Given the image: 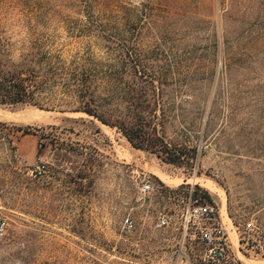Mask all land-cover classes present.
Returning <instances> with one entry per match:
<instances>
[{"label": "rangeland", "instance_id": "rangeland-1", "mask_svg": "<svg viewBox=\"0 0 264 264\" xmlns=\"http://www.w3.org/2000/svg\"><path fill=\"white\" fill-rule=\"evenodd\" d=\"M0 34L110 73L101 107L126 124L142 115L166 143L158 157L59 100L0 104V264L146 253L163 264L150 217L189 187L220 206L238 263L264 264V0H0ZM142 181L151 190L139 205Z\"/></svg>", "mask_w": 264, "mask_h": 264}, {"label": "trees", "instance_id": "trees-1", "mask_svg": "<svg viewBox=\"0 0 264 264\" xmlns=\"http://www.w3.org/2000/svg\"><path fill=\"white\" fill-rule=\"evenodd\" d=\"M29 23L22 21V24ZM112 79L110 73L90 72L73 62L65 66L60 49L51 52L38 37L28 35L12 39L10 35L0 34V104L27 103L50 109L59 100L70 104L58 107L59 110L92 115L109 126H115L131 145L161 157L162 152H166V143L162 135H150L144 127L146 122L142 115L136 114V122L126 124L109 109L105 111L101 107L99 99L111 98ZM55 88L57 93L52 95ZM27 128L22 131L26 132ZM164 158L175 161L176 155L173 153Z\"/></svg>", "mask_w": 264, "mask_h": 264}, {"label": "built area", "instance_id": "built-area-1", "mask_svg": "<svg viewBox=\"0 0 264 264\" xmlns=\"http://www.w3.org/2000/svg\"><path fill=\"white\" fill-rule=\"evenodd\" d=\"M44 168V163H35L30 168V173L40 175ZM150 190L149 182H140L134 201L143 205ZM168 193L171 205L166 209H158L149 220L151 230L162 235L164 250L159 259L167 255L163 264H239L240 259L233 251L220 206L215 201L198 196L192 187L181 192L172 189ZM251 226V220H247L245 227L252 228ZM120 227L129 233L133 232V216L127 213L122 218ZM2 228L3 221L0 220V231ZM144 256L146 259L138 260L131 254H111V257L93 255L90 264H150L146 262L148 253Z\"/></svg>", "mask_w": 264, "mask_h": 264}, {"label": "bare ground", "instance_id": "bare-ground-1", "mask_svg": "<svg viewBox=\"0 0 264 264\" xmlns=\"http://www.w3.org/2000/svg\"><path fill=\"white\" fill-rule=\"evenodd\" d=\"M205 186H206V185H205ZM207 186H208V185H207ZM231 225H232V224H231ZM232 228H233V227H232ZM233 243H234V241H233ZM244 260H245V258H244ZM246 260H247V259H246ZM249 260H250V259H249ZM249 260H248V261H249ZM250 262H251V261H250ZM251 263H252V262H251ZM247 264H250V263H247ZM252 264H254V263H252Z\"/></svg>", "mask_w": 264, "mask_h": 264}]
</instances>
